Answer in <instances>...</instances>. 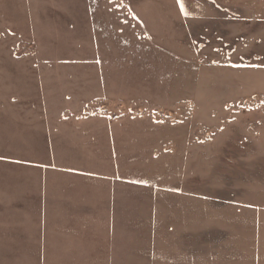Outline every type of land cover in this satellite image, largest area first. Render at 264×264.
Returning a JSON list of instances; mask_svg holds the SVG:
<instances>
[{
  "label": "rangeland",
  "instance_id": "1",
  "mask_svg": "<svg viewBox=\"0 0 264 264\" xmlns=\"http://www.w3.org/2000/svg\"><path fill=\"white\" fill-rule=\"evenodd\" d=\"M0 264H264V0H0Z\"/></svg>",
  "mask_w": 264,
  "mask_h": 264
},
{
  "label": "built area",
  "instance_id": "2",
  "mask_svg": "<svg viewBox=\"0 0 264 264\" xmlns=\"http://www.w3.org/2000/svg\"><path fill=\"white\" fill-rule=\"evenodd\" d=\"M102 109H104V108H102Z\"/></svg>",
  "mask_w": 264,
  "mask_h": 264
}]
</instances>
